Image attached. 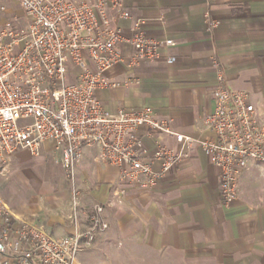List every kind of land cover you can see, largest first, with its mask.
<instances>
[{
    "label": "crops",
    "instance_id": "1",
    "mask_svg": "<svg viewBox=\"0 0 264 264\" xmlns=\"http://www.w3.org/2000/svg\"><path fill=\"white\" fill-rule=\"evenodd\" d=\"M123 3L133 19L144 21L148 35L172 38L175 44L162 48L156 61H142L136 66L120 62L106 72L109 79L119 83L96 93L107 113L149 107L156 116L171 119L177 132L196 138L210 136L212 133L204 129V120L215 108V55L226 86L248 91L264 124V0ZM209 18L218 21L213 32L209 30ZM118 22L128 35L131 19ZM119 49L126 60L133 52L125 42ZM168 57L176 60L168 63ZM76 74L77 69L72 67L70 80ZM135 135L143 141L144 160H150L160 142L175 149L180 147L175 137L155 134L144 126ZM18 152L13 161L15 167L26 160ZM42 153L57 156L54 143H44ZM154 167L159 169L160 162ZM46 180V184H33L30 180L25 185L36 189L30 190L31 198L25 205H13L3 197L16 216L42 225L56 236L85 228L95 207L102 205L108 228L97 234L94 248L79 253L81 264L86 252L115 243L164 257L179 255L186 264H264L262 164L250 163L240 177L237 199L225 205L220 170L198 145H194L189 158L151 188L123 180L120 168L100 158L99 147L86 146L74 183L71 182V187L81 193L77 219L72 191L55 193L52 178Z\"/></svg>",
    "mask_w": 264,
    "mask_h": 264
},
{
    "label": "built area",
    "instance_id": "2",
    "mask_svg": "<svg viewBox=\"0 0 264 264\" xmlns=\"http://www.w3.org/2000/svg\"><path fill=\"white\" fill-rule=\"evenodd\" d=\"M10 1L0 0L1 170L18 151L39 156L44 143L52 141L73 184L84 148L97 146L100 158L120 168L123 180L151 188L198 145L219 168L222 201L229 205L239 195L243 171L252 162L264 165V124L258 109L248 91L226 86L215 55V108L204 120V129L212 134L196 138L177 132L171 119L156 116L149 107L107 113L97 97L99 89L119 85L106 75L113 66L156 61L162 48L175 44L172 38L148 35L144 21L133 19L123 0H16L25 24L16 15L5 16ZM120 19H131L128 35ZM217 26L209 18V30ZM122 42L133 49L127 60L119 49ZM175 60L167 58L168 63ZM72 67L77 69L74 80L69 76ZM142 126L175 137L180 147L160 142L150 160H144L143 141L135 135ZM80 204L81 193L73 186L76 219ZM102 212L97 205L85 228L56 236L16 216L0 195V264H81L79 253L94 248L97 234L108 228Z\"/></svg>",
    "mask_w": 264,
    "mask_h": 264
},
{
    "label": "rangeland",
    "instance_id": "3",
    "mask_svg": "<svg viewBox=\"0 0 264 264\" xmlns=\"http://www.w3.org/2000/svg\"><path fill=\"white\" fill-rule=\"evenodd\" d=\"M10 10L6 17L16 15L21 24H25L24 12L16 0L9 3ZM19 153V152H18ZM19 156L26 159L19 166H14V157L12 156L5 170L0 169V195L7 197L13 205H25L31 197V192H36L34 186L28 189L25 185L41 183L46 184L47 178L51 177L55 193H70L72 191L71 181L67 177L56 156H45L41 153L39 156L31 155L27 150L20 151ZM38 180V181H36ZM49 184V183H48ZM33 194V193H31ZM42 195V194H41ZM3 197V198H4ZM26 207V206H23ZM27 208V207H26ZM84 264H186L181 256L175 255L164 257L151 253L149 251L136 247L124 248L118 243L115 245H102L101 249H94L86 252L84 255Z\"/></svg>",
    "mask_w": 264,
    "mask_h": 264
}]
</instances>
